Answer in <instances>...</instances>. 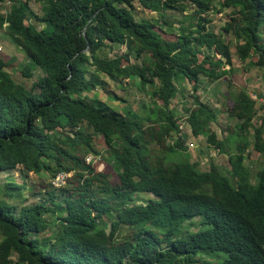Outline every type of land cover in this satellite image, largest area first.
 Masks as SVG:
<instances>
[{
  "label": "trees",
  "instance_id": "obj_1",
  "mask_svg": "<svg viewBox=\"0 0 264 264\" xmlns=\"http://www.w3.org/2000/svg\"><path fill=\"white\" fill-rule=\"evenodd\" d=\"M39 1L43 15L28 0L0 12V27L42 71L30 85L17 82L0 57V172L39 180L0 189V264H219L220 253L221 264H239L231 246L264 239V118L253 123L257 100L244 87L232 90L227 78L224 112L237 122L225 141L212 127L219 110L196 92L230 76L234 57L264 75V0H191L192 9L185 0ZM137 5L156 11L169 32L136 18ZM216 8L227 17L215 32L208 24ZM174 11H189L188 20ZM32 69L25 64L21 77ZM102 75L136 85L147 100L126 114L97 100L90 92L104 88ZM183 80L192 82L188 104ZM187 135L204 137L229 171L213 161L199 169ZM250 150L263 157L254 175L245 164ZM88 155L112 170L97 171ZM62 172L65 183L54 187ZM45 216L54 218V233L39 239L51 224Z\"/></svg>",
  "mask_w": 264,
  "mask_h": 264
},
{
  "label": "rangeland",
  "instance_id": "obj_2",
  "mask_svg": "<svg viewBox=\"0 0 264 264\" xmlns=\"http://www.w3.org/2000/svg\"><path fill=\"white\" fill-rule=\"evenodd\" d=\"M11 0H2L0 1V12H4L7 10L8 3ZM186 5L189 9L193 8L191 0H185ZM29 10L34 12L37 15H43L42 11V5L43 2L39 0H28ZM216 8L212 13H210V23L208 24L209 29L213 31H218V29L221 28V26L224 24V21L226 19V10L223 9L222 11L217 10ZM187 12H170L173 17H175L176 20L185 18L184 21L188 20V13ZM136 18H139L141 16L146 17L148 19H152L154 21H157V24H159L162 28V30H165L169 32L170 26H164L163 25V18L160 17V15L156 11H151L149 9H145L141 6H136V12L134 13ZM32 20L31 16L28 17L29 20ZM44 24H39L37 28H41ZM179 23L173 22L171 25V28H174L172 30V34L176 32V29L178 28ZM229 35L227 36V38ZM120 47L119 49H121ZM232 51L234 50V47L231 48ZM114 51H118V46H115ZM111 55V53H109ZM0 57L7 61L12 67H9V71L15 78V80L18 82L23 81L26 82L28 85H30L32 82H34L37 78V75L42 74V71L36 67L32 62L29 61L28 57L26 56L23 48L19 45V43L16 40H13L10 38V36L5 33V30L3 27H0ZM29 63V65L33 68L32 73L33 75L28 79H23L20 74L21 68ZM233 67L232 73L230 76H223L220 80L214 82V83H203L200 88L197 90L196 94L200 95V98L202 101H205L209 103L211 106L215 107L219 110V114L217 117V121L212 125L213 129L216 132V135L218 138H221L225 141H227V126H233L237 121L236 120H230L226 117V114L224 112V109H226V106L228 107L230 104V101L225 99L222 96V92H226L227 85H226V79L228 78L231 83H233V86L231 87L232 90H237L239 87H244L247 89V91L251 94L258 95L263 89H264V75L262 73V70L259 68H249L246 69L244 66L239 63V61L234 57L233 58ZM102 80L104 84V88L98 87L97 89H94V91L90 92V95H95L97 100L105 101L109 106H112L113 108L119 110L121 113L126 114L127 107H131L133 109L140 108L141 102L146 98V93L144 90L138 89L136 85H126L125 88L119 85L118 82L115 80L102 75ZM203 82L204 78L201 79ZM178 86L182 90V98L183 102L190 103L192 101V98L190 97V94L193 93L192 91V82H189L187 80L180 81L178 83ZM148 88V87H146ZM92 96V97H93ZM112 96H117L119 98H124L127 101H121L116 100V98ZM95 98V99H96ZM181 98V99H182ZM148 103V101H147ZM181 105H177L178 111L181 112L180 109ZM257 113L255 115V119L253 120V123L257 126H260L262 122V118H264V106L261 105V108L259 107V102L257 101ZM183 127V124H180L178 128ZM262 134L264 135V126H262ZM250 133H252V130H250ZM188 136V135H187ZM187 141H189L187 144H189L188 152L190 153L191 159L194 161L199 160L200 165L199 169L203 170L207 168V166L210 165V162L213 161L216 165L219 166L220 171L225 174L226 171H229V164L224 156H219L215 151L206 149L205 148V138L202 136H198L196 138H190L189 136L187 138H184ZM249 142L252 144L253 137L252 135H249L248 137ZM192 141V142H191ZM228 145L230 148L228 150L234 151L233 144L228 142ZM94 145L97 150H101L104 148V143L102 141V137L96 136L94 137ZM201 153L199 154V149ZM91 156V155H88ZM262 160V155H259L258 152L250 150V154L248 158L245 160V164L250 167H257V162L259 164L258 167H260V163ZM93 166L97 171H105L109 172L111 171L112 167L108 163H104L99 157H96L93 161H91ZM38 177L35 176L32 173H29L27 177H23L22 173L18 170H13L10 172H0V189H4L5 183L14 182L17 184H22L24 182H27V184H31L34 182H37ZM234 182V181H233ZM23 194L26 196L27 192L24 190ZM147 196V195H145ZM143 198V197H142ZM33 199H28L25 204H28ZM34 200H36L34 198ZM10 201L13 203H18L20 201V198L17 196H13ZM47 219V216H45ZM54 218H48L47 220L51 223L48 230H46L43 233H40L37 235L36 238L43 239L47 237H52L54 233V225L53 220ZM117 219L121 221H125L126 217L124 214H118ZM194 229V227H192Z\"/></svg>",
  "mask_w": 264,
  "mask_h": 264
},
{
  "label": "clouds",
  "instance_id": "obj_3",
  "mask_svg": "<svg viewBox=\"0 0 264 264\" xmlns=\"http://www.w3.org/2000/svg\"><path fill=\"white\" fill-rule=\"evenodd\" d=\"M262 160L260 163V167L262 165ZM258 166V162L256 168L248 166L252 170L253 175L260 168ZM231 181H235V179H232ZM242 244L243 245L240 246L235 245V247L231 246V250H229L230 254L240 262L239 264H264V239H254L251 241L243 240ZM219 256V264H221L226 256L224 253H220Z\"/></svg>",
  "mask_w": 264,
  "mask_h": 264
},
{
  "label": "built area",
  "instance_id": "obj_4",
  "mask_svg": "<svg viewBox=\"0 0 264 264\" xmlns=\"http://www.w3.org/2000/svg\"><path fill=\"white\" fill-rule=\"evenodd\" d=\"M253 98H255L260 104L264 106V89L258 94H251ZM182 129V127H180ZM90 160H94L92 156H87L86 161L89 162ZM67 173H57L55 177L51 180V183L54 187H59L65 183V179L67 177Z\"/></svg>",
  "mask_w": 264,
  "mask_h": 264
},
{
  "label": "water",
  "instance_id": "obj_5",
  "mask_svg": "<svg viewBox=\"0 0 264 264\" xmlns=\"http://www.w3.org/2000/svg\"><path fill=\"white\" fill-rule=\"evenodd\" d=\"M86 51L89 52V47L86 48Z\"/></svg>",
  "mask_w": 264,
  "mask_h": 264
}]
</instances>
